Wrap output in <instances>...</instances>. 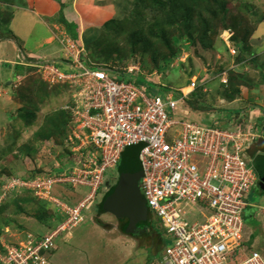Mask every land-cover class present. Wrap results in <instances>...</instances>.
Here are the masks:
<instances>
[{"label": "rangeland", "instance_id": "obj_1", "mask_svg": "<svg viewBox=\"0 0 264 264\" xmlns=\"http://www.w3.org/2000/svg\"><path fill=\"white\" fill-rule=\"evenodd\" d=\"M55 1L66 6V0ZM244 1L252 9H247L246 5L242 6ZM142 2V0H70L69 4L79 8L74 13L70 11L68 15L63 10V16L67 21L59 12L54 16L55 20L44 15L41 17L43 21L40 22L33 16L35 12L32 0H0V18L15 16L13 22L0 28V44L6 48H0V264H5L4 254L7 249L13 251L20 246L24 247L30 237L39 240L52 231L51 227L46 225L50 217L49 208L59 216L55 204L16 187L15 182L18 185L20 178L28 180L33 176L51 172L63 173V170L54 169L60 166L68 170L79 158L77 154H73V164L67 166L69 156L67 158L64 142L76 129L72 116L69 115L70 109H67L71 103L73 87L66 80L58 85L52 84L53 74L50 67L42 65L53 56L51 62L61 72L67 74L76 72L74 67L61 60H55V55L70 59L67 57L68 50L61 52L65 39L74 40L92 62L106 64L125 72L132 69L131 78H137L139 86L147 85L149 92L152 90L161 96H167L181 87L189 88L193 80L201 84L213 77L215 84L209 82L208 86L217 96L223 91L218 77L222 70H227L228 74L237 78L234 82L235 89L241 90L244 87L253 90L264 86V0H235L229 4L230 10L227 12L226 21L230 24L233 16L242 15L239 17V30L237 29L236 38L233 39L235 30L221 31L214 48L209 47V42L204 40L205 35L201 33L199 27H184L180 20L170 27L156 23L155 10L152 7L144 8ZM136 12H142L140 19L144 21L142 26H145V30L136 31L131 35L132 30L137 29L136 24L126 21L131 20L132 14ZM30 17L33 18L30 20ZM47 21L52 23L50 28ZM73 24L77 25V28ZM51 31H54V34L47 40V46L53 45L52 48L44 46L45 49H38L37 43L41 42L37 40L41 36L48 37ZM108 34L113 36L108 39L106 36ZM10 39L13 40L15 48L9 46L8 43H12ZM17 39L25 40L26 47L31 48L24 47L23 42ZM245 41L252 49L251 56L244 61L241 58L242 50L239 43ZM7 59L11 62L4 64ZM242 61L244 63L241 64ZM86 63L88 64L87 61ZM18 66L21 69H18ZM254 67H259L256 69L257 72H253ZM108 74L117 81L126 77L124 73ZM239 76L243 78L240 80ZM250 92L252 93L244 91L245 94ZM255 93L253 96L249 95L253 98L252 103L262 100L261 93L259 91ZM205 99L208 104L214 100L216 103L212 105H219L218 99L210 92L204 94L202 100ZM190 118L201 125L216 124L212 120L206 121L208 119L199 113H192ZM241 119L245 127H253L258 142L252 146L257 147V151L264 155V139L260 140V137H264V108L258 109L254 118L250 115ZM219 124L223 127L228 126L226 122ZM252 146L245 152L247 159L254 153ZM139 151L140 146L134 145L124 154L134 156ZM120 164L121 161L119 166ZM119 176L116 168L109 169L106 181L114 185ZM70 186L59 185L54 191V195L60 201L69 205L73 204ZM73 192L85 197L90 189L79 187ZM46 202L49 205H46ZM247 202L250 205L261 204L264 207V201L255 190L247 195ZM245 212L249 215L245 222L243 240L245 248L247 251L259 252L264 258V226L263 229L260 227L264 223V214L260 213L257 218L255 216L252 218L251 208H247ZM96 213L97 208L86 211L84 224L74 229L75 231L68 230L57 237L56 247L60 246L63 249L55 251L54 261L49 259L53 264H72L69 259L74 257L67 252L72 251L71 247L63 242L73 231L76 236L74 240L76 249L73 251L82 255L83 264H89L88 261L90 264H159L166 244L169 245L171 239L166 235L158 217H154L153 228L159 235L151 232L147 239L134 240L120 234L122 236L119 240H114L96 226L97 224L103 226L100 224L101 221L108 226L110 232L111 227L116 225L114 219L106 215L103 218L98 217L100 221H96ZM199 218L201 217L192 215L190 222H195ZM77 230L81 232H76ZM48 254L51 256L50 252Z\"/></svg>", "mask_w": 264, "mask_h": 264}, {"label": "built area", "instance_id": "obj_2", "mask_svg": "<svg viewBox=\"0 0 264 264\" xmlns=\"http://www.w3.org/2000/svg\"><path fill=\"white\" fill-rule=\"evenodd\" d=\"M64 44L76 72L43 65L52 71V84L66 80L74 88L67 109L76 129L68 146L79 158L63 173L15 182L55 204L63 221L45 237H30L24 247L7 249L5 264H53L47 254L57 237L83 223L107 171L118 166L127 147L138 144L144 145L142 193L150 214L160 219L171 239L159 264H264L261 254L247 251L243 241L247 195L257 179L245 157L257 138L253 130L238 123L223 127L192 120L187 100L196 80L178 94L161 96L130 81L132 69L117 81L103 65L87 64L75 42L65 39ZM222 81L228 83L227 72ZM65 184L90 192L69 205L54 195ZM192 215L201 218L191 223Z\"/></svg>", "mask_w": 264, "mask_h": 264}, {"label": "trees", "instance_id": "obj_3", "mask_svg": "<svg viewBox=\"0 0 264 264\" xmlns=\"http://www.w3.org/2000/svg\"><path fill=\"white\" fill-rule=\"evenodd\" d=\"M142 4L144 8L147 7H152L155 10V20L156 23H162L166 27H170L172 24L175 22H178L179 20L183 23L184 27H190V28H196L199 27L200 31L202 34L205 35V41H208L209 47L211 48L215 46L219 35L221 34V31H226L228 29L235 30L233 38H236L235 36L237 35V32L239 30L238 22H239V17L241 18L242 15L237 14L232 17L231 23L228 24L226 21V15L228 14L230 9L228 7L230 6L229 4H232L235 0H142ZM240 2V1H239ZM242 3V2H241ZM246 5L247 9H252L247 6V2H243L242 6ZM66 9V6L64 4L61 5V10L60 14L61 17L64 18L63 16V10ZM142 13V12H141ZM141 13L136 12L131 18V20H127L126 22H130L133 24H136L135 27H137L136 30H132L131 35L135 34L136 31H142L145 30V26H142L144 24L143 19L141 18ZM231 16V14H229ZM13 15L10 17L9 15L6 16L5 18H0V28L3 26H8L10 22H12ZM65 19V18H64ZM66 20V19H65ZM67 21V20H66ZM68 25V24H66ZM75 25V24H73ZM77 28V25H75ZM226 27V28H225ZM225 28V29H224ZM222 29V30H220ZM238 29V30H237ZM75 32V30H74ZM254 33H252L253 35ZM107 38H111L113 35L108 34L106 35ZM234 43H236L234 41ZM207 44V42L205 43ZM237 44V43H236ZM239 46L242 50L241 58L245 61V58L251 56L250 55V50L252 49L251 47H248L247 42H241L239 43ZM252 46V45H250ZM208 47V48H209ZM244 61L241 62L244 63ZM5 64V63H4ZM18 69H21L20 66L17 67ZM225 70H222L219 73V76L224 72ZM236 77L233 75L229 74V83L228 85H223L225 88L224 91V97H226L229 100H233L240 92V89H235L234 87V82ZM240 80L243 78V76L238 77ZM221 79V78H220ZM185 84V83H184ZM49 85V84H48ZM50 86V85H49ZM51 87V86H50ZM204 87H198L191 95V98L188 100V105L191 108H195L200 111L204 110H209L210 104L207 103V99L202 100L204 97L203 91ZM69 115L71 116V112L69 111ZM67 115V114H66ZM69 135L67 137V140L64 142L65 148H66V153H67V158L69 156V160L67 163V166L73 164V153H72V146L71 148L67 145H69ZM71 158V159H70ZM56 171L63 170L62 168H56L54 169ZM61 172H58L59 174ZM52 174V173H50ZM49 174V175H50ZM36 178L33 176L32 178L28 179H34ZM26 179V178H25ZM69 190L71 191V201L72 205H75L78 203L83 197L77 195V193H74L75 191L74 188L71 186L69 187ZM45 202V201H44ZM46 205H49V203H45ZM51 207V206H50ZM106 205L101 204V211L105 212L106 210ZM50 217L48 219V222L46 223L47 226L51 227V230H54L62 221L63 217L62 216H57L52 210L50 209ZM52 210V211H51Z\"/></svg>", "mask_w": 264, "mask_h": 264}, {"label": "crops", "instance_id": "obj_4", "mask_svg": "<svg viewBox=\"0 0 264 264\" xmlns=\"http://www.w3.org/2000/svg\"><path fill=\"white\" fill-rule=\"evenodd\" d=\"M69 2H70V0H66V10H64V11H66L67 15L70 13V11L72 13H74L75 11H78L77 8H79V6H75L74 4H69ZM32 6H34V10H33V12H35L34 15H33L34 18L35 19H39L40 22L43 21L42 18H43L44 15L49 16L50 19L51 18L54 19L55 18L54 16L57 15L60 12V10H61V4L58 1H55V0H32ZM28 11L31 12L30 10H28ZM31 18H33V17H30V20H31ZM14 20H15V16L13 17L12 22ZM46 23H47L48 27L50 28L51 27L50 24H52V23L51 22L48 23V21ZM53 34H54V31H51V35H49L48 37H42L41 36V38H39L37 40V42H41V43H37L38 49H41V50L45 49L44 46H47V40H49L50 37ZM18 40L19 39H17V41ZM10 41L12 43H8L9 46L10 47L11 46L14 47L13 40L10 39ZM19 41L23 42L22 45L24 47H26L25 40H23V41L19 40ZM8 44H7V47H8V50H9ZM1 45L2 44H0V46ZM52 46H47V47L52 48ZM0 48H3V46H1ZM26 48H31V47L27 46ZM3 49H6V48H3ZM62 51H63V49H61V52ZM57 56L58 55H55V60H61L62 62H65V63L68 64V60L66 58L61 57V55L58 56V57ZM52 57H49V60H51ZM8 62H11V61L9 59H7V61H5V64L8 63ZM257 68H259V67H257ZM257 68L254 67L253 72H257V70H256ZM218 77L220 78L219 75H218ZM213 78L211 80H208L207 82H205V81L203 82V85L205 86L204 87V93L210 92L213 97L218 99V102H219L218 104L219 105H215L214 104L215 106H213L212 104L216 103V102L214 100H213L214 102L211 100L212 102L211 101L209 102V104L211 106V107H209L210 108L209 110L200 111V110H197L195 108H191L190 107V115L191 116H192V113H199V114H203V118L208 119L206 121L212 120L213 122L214 121L216 122V124L215 123H211V124L217 125V123L219 124V123H225L226 122L228 125H235L236 123L242 124L241 117H249L250 115H252V118H254V116H256L257 113H258V109L264 108V86L263 85L254 88L255 90L254 89L253 90H249L247 88L242 87L241 88V92L233 100H229L226 97H224L223 93L225 91V88H224V86H222V80L221 79H220V84H221L220 88H223V91H220V93L217 94V96L215 95V91L213 89L209 88V86H208L209 82H210V84H215V81L213 80ZM254 82H256V81H254ZM244 91H248V92L252 91V93L250 92V93L245 94ZM255 91H259L261 93L260 96H261L262 100L260 102H257V103H255V102L252 103L253 98L251 96H249V95H252V96L255 95L256 94ZM246 101L248 102V105H246V103H247ZM212 106H213V108H212ZM250 128L253 130V127L250 126ZM256 139L254 140V144L256 142H258V141H256ZM262 139H264V137H260V140H262ZM253 146H252V149H253L254 153H253L252 156H250L249 160H250V165L256 171V174H257L258 179H259L258 172H264V155L257 151V147L254 148ZM253 190H255L256 194L260 195L261 196V200L264 201V193L262 191H260L259 189L256 190V189L253 188L252 191ZM249 208H251V211L253 212L252 213V218L254 216H255V218H257L260 213L264 214V207L261 206V204H255V205L254 204L253 205L249 204ZM95 217H97L96 219H98V216H95ZM248 217H249V215L246 213L245 214V222H246V219ZM85 220H86V216H85ZM92 221H93V219H92ZM93 223H94V221H93ZM97 223H99V222H97ZM82 224H84V221H83ZM82 224H80L78 227H76L74 229L75 230L78 229ZM100 224H102L103 226H100L99 224H97V225L95 224V225L97 227L99 226V228L103 229L104 232H106L107 235H110L112 238H114V240H119L120 236H122V235H120L121 233L118 230H116V228L115 229L113 228V231L109 232L108 229L105 228V226H104L105 223L103 224L100 221ZM263 226H264V223L260 227H262V229H263ZM74 231L70 234L68 239L65 240V242H63V243L65 245H68L69 248L71 247L72 251H67V252L70 254L71 257H74V258H70L69 261L72 262V264H83L82 263V255L81 254L79 255L78 253L73 251V249H76L75 248L76 244L74 243V240H75L76 236L74 235ZM76 232H81V231L77 230ZM126 237L130 238L127 235H126ZM62 249H63V247L57 246L54 249V251L50 253L51 254V256H50L51 259L53 260V258L55 257V251L62 250ZM78 260H80V262ZM88 263L90 264V261H88Z\"/></svg>", "mask_w": 264, "mask_h": 264}, {"label": "water", "instance_id": "obj_5", "mask_svg": "<svg viewBox=\"0 0 264 264\" xmlns=\"http://www.w3.org/2000/svg\"><path fill=\"white\" fill-rule=\"evenodd\" d=\"M139 146L140 151L134 156H125V152L123 153L118 183L105 199V210L115 214L118 219L128 218L130 226L134 229H137L138 223L148 220L147 203L139 185L143 177V166L140 161L143 144ZM258 175L257 186L264 193V172H258Z\"/></svg>", "mask_w": 264, "mask_h": 264}, {"label": "flooded vegetation", "instance_id": "obj_6", "mask_svg": "<svg viewBox=\"0 0 264 264\" xmlns=\"http://www.w3.org/2000/svg\"><path fill=\"white\" fill-rule=\"evenodd\" d=\"M118 180H119V178H118ZM118 180H117L116 184H114V185L111 184V182H109L108 180L105 181V185L102 188V191L99 193V195L97 197V200H96V202H95V204L93 205L92 208H97V213H96L97 215L96 216L102 218L103 216L108 215V217H110L111 219H114L116 225L111 227L110 231H113V228L114 229L116 228V230H118L121 234L127 235V236H129L130 238H132L134 240H140V239H143V238L147 239L148 236H150L151 232L152 233H156V231L153 228L154 221H153V219L150 216H148V220L147 221L138 223L137 224V229H134L132 226H130V221H129L128 218L118 219L116 217V215L111 213V212H108V211L102 212L101 211V204L102 203L105 204L106 197L108 195H110V193L116 187V185L118 183ZM140 189H141V187H140ZM255 189L256 190L258 189L257 185H255ZM141 192H142V190H141ZM96 220L100 221L99 219H96ZM104 226L107 227V229H108V226L106 224H104ZM128 231H132L133 234H131L132 232L128 233Z\"/></svg>", "mask_w": 264, "mask_h": 264}, {"label": "clouds", "instance_id": "obj_7", "mask_svg": "<svg viewBox=\"0 0 264 264\" xmlns=\"http://www.w3.org/2000/svg\"><path fill=\"white\" fill-rule=\"evenodd\" d=\"M70 40H72V39H70ZM72 41L74 42V40H72ZM63 44H64V43H63ZM76 45H77V44H76ZM78 47H79V46H78ZM79 48L81 49V47H79ZM64 50H65V44L63 45V51H64ZM67 57H68V56H67ZM68 58H69V57H68ZM83 58H84L85 62H86V61H87V62L91 61L90 59L87 58V56H86V54H85V51H84V53H83ZM67 60H68V65L71 66V63H70V60H71V59H67ZM91 62H92V61H91ZM39 63H40V62H39ZM92 63L100 64V63H96V62H92ZM43 64H53V65H55L54 63L51 62V60H49V61H48V60H47V61H44V62L42 63V65H43ZM100 65H103V66H104V67H102V68L105 69V70H107V73L110 72V73H114V74H116V73H124V72H125V71H123L122 69H114V68H111V67L107 66L106 64H100ZM39 66H40V65H39ZM224 72H227V74H228V71H227V70H225ZM224 72H222V74L220 75L221 80H223V73H224ZM132 75H133V73L128 75V76L130 77V81L135 82V83L138 84V82H139L138 79H137V78H131ZM135 79H136V80H135ZM228 83H229V74H228ZM228 83H227V84H224L223 81H222V84H223V85H226V86H227ZM57 85H58V84H57ZM146 87H147V85H146ZM198 87L200 88V87H205V86L203 85V83L200 84V83L198 82V83H197V87H196V89H197ZM182 88H186V87H181L179 90L175 91L174 93H175V94H178ZM196 89H195V90H196ZM195 90H194V91H195ZM194 91H193V92H194ZM203 91H204V88H203ZM193 92H192V93H193ZM192 93L190 94L189 99L191 98ZM70 94H71V93H70ZM71 99H72V96H70V100H71ZM189 99H188V100H189ZM188 100H187V105H188ZM188 107H189V110H190V106H189V105H188ZM71 116H72V115H71ZM190 117H191V115H190ZM138 145H140V144H138ZM67 146H68V145H67ZM143 146H144V145H143ZM130 147H131V146H130ZM127 148H129V147H127ZM127 148H126V149H127ZM126 149H125V150H126ZM142 149H143V148H142ZM125 150H124V152H125ZM124 152H123V153H124ZM123 153H122V155H123ZM121 160H122V156H121L120 161H121ZM140 161H141V160H140ZM119 163H120V162H119ZM141 163H142V162H141ZM119 167H120V166H119V164H118V166L116 167V169L118 170V172H119ZM59 168H62V167L59 166ZM254 171H255V170H254ZM51 173H52V172H51ZM49 174H50V173H49ZM55 174H57V173H55ZM255 174H256V171H255ZM45 175H47V174H45ZM53 175H54V174H53ZM256 178H257V179H256V183H255V185H257V182H258V176H257V174H256ZM20 179H23V178H20ZM24 179H25V178H24ZM105 181H106V176H105ZM140 181H141V180H140ZM104 185H105V182H104ZM104 185L102 186V188L104 187ZM139 185H140V184H139ZM255 185H254V187H253L254 189H255ZM72 188H73V187H72ZM102 188L100 189L99 193L102 191ZM253 188H252V189H253ZM74 189H75V188H74ZM77 189H78V188H76L75 190H77ZM140 190H141V189H140ZM25 191H28V190H25ZM28 192H29V191H28ZM251 192H252V190H251ZM251 192H250V193H251ZM250 193H249V194H250ZM142 194H143V193H142ZM147 208H148V206H147ZM248 208H249V206H248ZM91 209H92V208H91ZM91 209H90V210H91ZM245 213H246V212H245ZM85 216H86V215H85ZM148 216H150V217L153 219V221H154V217L150 214V212H149V208H148ZM244 220H245V214H244ZM153 224H154V223H153ZM156 234H158V233H156ZM158 235H159V234H158ZM55 248H56V244H55L54 248L50 251V253H51ZM47 256H48L49 259H51L50 256H49V254H47Z\"/></svg>", "mask_w": 264, "mask_h": 264}, {"label": "bare ground", "instance_id": "obj_8", "mask_svg": "<svg viewBox=\"0 0 264 264\" xmlns=\"http://www.w3.org/2000/svg\"><path fill=\"white\" fill-rule=\"evenodd\" d=\"M185 91H187V90H185Z\"/></svg>", "mask_w": 264, "mask_h": 264}]
</instances>
